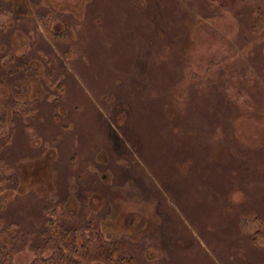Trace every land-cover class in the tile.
<instances>
[{"label": "rangeland", "instance_id": "obj_1", "mask_svg": "<svg viewBox=\"0 0 264 264\" xmlns=\"http://www.w3.org/2000/svg\"><path fill=\"white\" fill-rule=\"evenodd\" d=\"M259 12L264 0H0L12 264L52 253L39 233L57 202L141 264H264Z\"/></svg>", "mask_w": 264, "mask_h": 264}, {"label": "trees", "instance_id": "obj_2", "mask_svg": "<svg viewBox=\"0 0 264 264\" xmlns=\"http://www.w3.org/2000/svg\"><path fill=\"white\" fill-rule=\"evenodd\" d=\"M259 13L260 16L254 23L256 28H259L264 21L261 12ZM0 28H3V25H0ZM5 123V116L0 115V134L3 132ZM13 123L14 118L9 124L8 133L0 138L1 152L11 142ZM2 163L3 159L0 156V172ZM4 199V196L1 195L0 202H3ZM60 205V202L54 204L53 213L56 215L55 218L45 217L44 227L41 228L39 233L42 247L53 248L52 253L47 257L37 258L29 264H141L131 253L124 250L125 245L122 242L104 238L100 222L91 218L84 220L79 217L80 213L61 212L60 214ZM43 209L48 210L47 207ZM3 222L0 211V230ZM7 229L11 230L12 224H9ZM13 237L16 242L17 236ZM252 241L255 245L264 249V227H258ZM12 253L13 251L7 249L6 246L1 247L0 264H12Z\"/></svg>", "mask_w": 264, "mask_h": 264}]
</instances>
